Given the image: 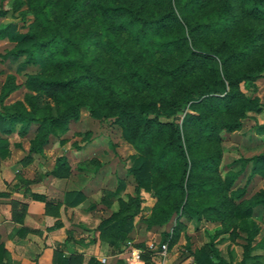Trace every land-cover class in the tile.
I'll return each instance as SVG.
<instances>
[{"label": "trees", "instance_id": "trees-1", "mask_svg": "<svg viewBox=\"0 0 264 264\" xmlns=\"http://www.w3.org/2000/svg\"><path fill=\"white\" fill-rule=\"evenodd\" d=\"M25 1L35 20L0 57L42 70L25 79L33 93L8 106L4 100L19 84L11 76L4 85L0 154L9 153L14 133L26 136L33 127L27 157L43 152L50 137L66 133L84 108L97 118H112L138 152L129 168L136 180V196H129L99 223L100 236L112 243L127 238L140 213L144 190L157 198L149 226H163L176 218L172 232L164 230V242L176 240L181 217L236 219L246 233L244 259L249 258L258 233L252 214L264 204V190L235 205L231 200L240 199L244 189L232 191L228 199L224 187L233 185L238 174L229 172L221 183L214 175L219 154L202 150V144L211 143L222 130L239 129L240 118L262 110L254 92L264 66V53L260 55L264 26L258 29L257 24L264 22V0ZM6 13L0 10V17ZM38 94L53 99L55 107L42 104ZM258 129L264 133V124ZM248 162H252L251 175L264 176V153L244 159V164ZM67 167L66 157L61 156L53 172ZM123 188L120 184L107 197ZM24 194L47 208L51 204L29 187ZM85 197L83 190L72 189L65 202L76 207ZM108 198L102 201L109 203ZM61 226L56 221L50 228ZM193 256L196 264H231L212 242ZM54 261L72 264L71 256L60 249ZM89 262L100 263L94 257ZM0 264H11L4 243ZM146 264L157 263L148 259Z\"/></svg>", "mask_w": 264, "mask_h": 264}, {"label": "rangeland", "instance_id": "rangeland-1", "mask_svg": "<svg viewBox=\"0 0 264 264\" xmlns=\"http://www.w3.org/2000/svg\"><path fill=\"white\" fill-rule=\"evenodd\" d=\"M0 10H7L0 17V53H5L23 37L26 26L34 22L35 16L25 0H0ZM245 21L247 23L248 18ZM257 24L258 29L264 26L263 21ZM261 48L260 55L264 53V45ZM165 61L167 64L171 62ZM41 70L38 65L23 66L20 61L1 60L0 93L11 76L19 84L5 98L4 104L11 105L24 100L27 93H33L24 85L25 79L28 74ZM256 84L254 94L260 98L262 110L250 111L240 118L242 125L239 129L222 130L211 143L202 144V150L210 148L219 154L214 175L221 183L224 184L229 172L238 174L233 185L227 189L224 187L228 199L232 191L244 189L240 199L231 198L235 205H243L264 190V176L251 175L252 162L244 164V159L264 153V133L258 129L264 124V66ZM241 87L247 92L243 84ZM38 95L42 104L55 107L53 99ZM34 135V127L26 136L14 133L9 138V153L5 156L0 154V192H6L9 197L0 198V227L5 229L0 233V244L4 243L2 234L6 231L14 241L25 237L23 243L11 241L8 248L5 245L11 264L14 255L17 256V264H40L42 256L51 259L57 249L69 254L72 264H93L89 262L92 257L99 264H146L148 259L157 264H196L193 253L211 242L220 256L231 264H264V204L256 206L252 214L258 233L247 259H244L246 233L240 230L237 220L207 215L181 217L183 223L176 240L171 244L166 241L168 256L163 260L155 255L164 243V230L172 232L176 218L163 226H149L148 219L154 213L157 198L144 190L141 191L140 213L135 216L133 229L127 238L116 243L103 239L97 229L99 223L118 210L129 196H136V180L129 168L137 150L124 139L122 128L112 118H97L87 108L81 111L77 120L70 122L66 133L51 136L43 152L27 157ZM61 156L66 157L68 167L54 173L56 161ZM120 184H124V188L119 194L108 198V193L115 191ZM27 187L44 194L50 200V206L47 208L43 202L42 206H31V198L24 194ZM72 189H81L86 195L76 207L65 202L66 193ZM103 197L108 198L109 203L103 202ZM30 212L38 220L25 226V218ZM56 221H60L62 226L52 230L50 226ZM134 249L139 250L140 259L133 257Z\"/></svg>", "mask_w": 264, "mask_h": 264}, {"label": "crops", "instance_id": "crops-1", "mask_svg": "<svg viewBox=\"0 0 264 264\" xmlns=\"http://www.w3.org/2000/svg\"><path fill=\"white\" fill-rule=\"evenodd\" d=\"M34 191V190H33ZM26 196V195H25ZM24 196V197H25ZM11 197H12V195H11ZM27 197V196H26ZM0 198H4V199H9V197H8V194H7V196H0ZM29 198V197H28ZM44 203V202H43ZM43 203H42V201H39V200H35V199H32L31 198V201H30V205L32 206V205H37V206H42L43 205ZM45 204V203H44ZM38 220V217H37V219L35 218V216H33L32 217V214H31V212L29 213V215L25 218V224H23V225H28V223H30L31 221H37ZM60 228V227H59ZM56 229H58V228H55V229H52V230H56ZM2 230H5L4 229V227L2 226V227H0V233H1V231ZM6 234V235H5ZM29 236H27V238H28ZM25 237H23V238H20L19 239V241H14L13 239H11V237H9V235H7V231L5 232V233H3L2 234V239L4 240V245H6L7 246V248H8V246L10 245L9 243L12 241V242H14V243H17V244H20V243H23V239H24ZM6 240V241H5ZM23 240V241H22ZM5 246V247H6ZM17 256L16 255H14V257L12 258V262H13V264H17ZM50 259V258H49ZM49 259H47V258H44L43 256L40 258V264H55V263H52V262H54V257L52 256L51 257V259L49 260Z\"/></svg>", "mask_w": 264, "mask_h": 264}, {"label": "built area", "instance_id": "built-area-1", "mask_svg": "<svg viewBox=\"0 0 264 264\" xmlns=\"http://www.w3.org/2000/svg\"><path fill=\"white\" fill-rule=\"evenodd\" d=\"M153 246V245H152ZM133 257L140 259V253L139 250L134 249L133 252ZM155 255H157L158 257H160L161 259H165L168 256V243L164 242L160 248H158L155 251ZM106 259L103 258V261H105Z\"/></svg>", "mask_w": 264, "mask_h": 264}]
</instances>
